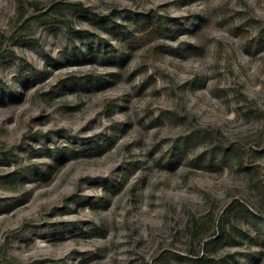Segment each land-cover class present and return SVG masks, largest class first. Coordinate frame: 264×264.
Here are the masks:
<instances>
[{
	"label": "rangeland",
	"instance_id": "374dc122",
	"mask_svg": "<svg viewBox=\"0 0 264 264\" xmlns=\"http://www.w3.org/2000/svg\"><path fill=\"white\" fill-rule=\"evenodd\" d=\"M129 12L172 32L96 53ZM204 132L264 183V0H0V264H203L232 200L209 262L264 264L262 189Z\"/></svg>",
	"mask_w": 264,
	"mask_h": 264
},
{
	"label": "trees",
	"instance_id": "16d2710c",
	"mask_svg": "<svg viewBox=\"0 0 264 264\" xmlns=\"http://www.w3.org/2000/svg\"><path fill=\"white\" fill-rule=\"evenodd\" d=\"M54 11H62L63 6L59 4H53L51 7ZM126 21V22H125ZM124 22H116L109 20L106 18L105 22H109L108 26L112 29V31L115 32V37L118 40V47L114 49H109L106 51H102V49L96 48V53L102 54V55H111L115 56L119 61L123 59V51L122 48L127 45H134L135 43L148 39L150 37H156V36H163L170 34L172 30L166 25L164 20H162L160 17L156 16L155 14H152L151 12H145V13H139V12H129L127 14V19ZM74 80L73 78H69V81ZM79 82V81H77ZM205 134L203 136L210 137L212 142L216 143V147L218 149H221L223 151L230 150V151H236L237 153V160L238 165L245 169L248 174L250 175V180L254 185L256 184L259 189H262V199L260 200L261 203H264V183L263 179L260 176L258 170L255 168L253 163L247 162L244 160V156H242L240 152V147H236L233 144L228 145H222L220 144L221 141L218 139L216 134H213L212 132H204ZM208 135V136H207ZM167 158L170 160H176L180 159L183 154L182 151L176 150V151H170L167 152ZM238 200H232L229 202L224 209L221 211L217 218L216 223V231L211 234L210 238L203 241V247H202V253H200V256H198V259L202 261L203 264H215L212 262H209L211 257H208L209 250H207V246L211 245V243L217 239H220V237H223L225 232L229 228V224L227 219H229L231 216H235L237 213L236 211H240L241 207L239 206ZM224 218V219H223ZM201 226V224H200ZM264 236V233L262 234ZM199 255V254H198Z\"/></svg>",
	"mask_w": 264,
	"mask_h": 264
}]
</instances>
